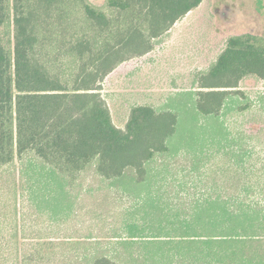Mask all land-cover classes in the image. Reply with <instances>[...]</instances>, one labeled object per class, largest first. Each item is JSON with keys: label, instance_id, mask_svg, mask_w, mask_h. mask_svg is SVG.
Returning <instances> with one entry per match:
<instances>
[{"label": "trees", "instance_id": "16d2710c", "mask_svg": "<svg viewBox=\"0 0 264 264\" xmlns=\"http://www.w3.org/2000/svg\"><path fill=\"white\" fill-rule=\"evenodd\" d=\"M203 1L107 0L100 7L90 0H0V172L17 160L21 166L20 175H0L1 193L16 209L22 196L51 222L73 216L81 192L73 190L86 171L141 199L125 225L111 230L114 256L97 249L89 264H264V205L247 195L202 193L183 211L188 207L157 186L179 152L201 159L209 145H230L220 110L240 81L264 78V36H230L200 76L197 98L174 95L183 102L178 111L136 104L121 128L101 94L118 65L149 53L153 40ZM92 237L84 244L100 248L104 231ZM39 261L51 264V257L40 254Z\"/></svg>", "mask_w": 264, "mask_h": 264}, {"label": "rangeland", "instance_id": "374dc122", "mask_svg": "<svg viewBox=\"0 0 264 264\" xmlns=\"http://www.w3.org/2000/svg\"><path fill=\"white\" fill-rule=\"evenodd\" d=\"M90 1L100 7L107 3ZM247 32L264 36V0H204L168 33L153 40L149 53L118 65L104 79L101 94L116 125L125 127L130 109L136 104L178 111L176 106L183 102L174 95L189 92L196 99L203 90L199 88L200 76L215 63L227 39ZM184 101L189 105L195 102ZM223 105L220 120L225 121L233 137L227 142L230 145H209L199 154L201 159L195 158L199 156L194 153L185 159L184 152H179L178 159H172L171 168L159 172L165 177L157 186L161 185V191L174 205L181 202L188 207L202 193L247 195L256 205H264V78L240 81ZM198 124L204 125L202 121ZM195 164L201 166L199 171L194 170ZM20 167L17 160L0 175H20ZM232 175H238L236 180L240 181L227 187ZM79 183L81 187L73 190L75 194L81 190L76 211L67 220L56 222L38 214L22 196L18 197L16 209L10 194L0 191V264H41L40 254L51 257V264H89L97 249L114 256L108 244L113 239L111 230L125 225L124 218L138 209L141 199L136 193L134 197L122 189L110 188L108 181L92 171L81 175ZM188 210L189 207L183 208ZM102 231L105 237L101 238L100 248L84 244L88 235L92 234V241H96ZM117 233L125 236L123 230ZM43 240H52L56 245L41 249L39 243ZM171 264L182 263L176 259Z\"/></svg>", "mask_w": 264, "mask_h": 264}]
</instances>
